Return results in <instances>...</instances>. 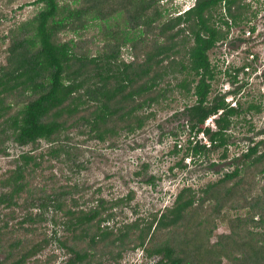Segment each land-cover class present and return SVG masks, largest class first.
<instances>
[{
    "label": "trees",
    "instance_id": "obj_1",
    "mask_svg": "<svg viewBox=\"0 0 264 264\" xmlns=\"http://www.w3.org/2000/svg\"><path fill=\"white\" fill-rule=\"evenodd\" d=\"M164 1L36 0L38 12L15 31L5 64L0 63V136L33 149L1 175L0 206L27 205L41 213H27L15 224V211L0 218V264H50L51 258H36L50 241L70 255L66 264H104L105 254L120 259L126 249L161 256L157 264H264V139L252 141L233 159L234 170L217 182L201 191L185 187L172 207L121 228L108 223L123 199L77 209L76 200L73 205L63 201L76 187H49L38 174L43 155L33 152L40 141L52 145L51 158L68 154L55 144L79 123L100 141L141 130L154 116L142 112L166 97L169 91L162 83L178 71L187 76L176 88L195 98L186 108L190 134L197 137L206 120L223 111L217 130L205 132L209 149L225 148L222 158H227V132L243 109L229 107L225 96L209 101L215 80L209 52L228 40L232 26L247 20L249 6L242 0H196L187 13L173 15L172 1ZM92 22L105 26L99 37L103 45L93 56L82 35ZM69 33L79 40L62 38ZM124 47L130 48L132 61L123 60ZM181 47L185 52L179 60ZM247 67L233 68L227 76L238 82ZM252 110L261 107L250 104L247 111ZM177 146L174 153L180 151ZM209 149L189 139L186 154L199 157ZM176 166L187 167L184 161ZM51 208L53 225H62L67 233L63 238L56 230L49 238L47 228L34 227ZM217 221L227 223L229 233L211 243Z\"/></svg>",
    "mask_w": 264,
    "mask_h": 264
},
{
    "label": "rangeland",
    "instance_id": "obj_2",
    "mask_svg": "<svg viewBox=\"0 0 264 264\" xmlns=\"http://www.w3.org/2000/svg\"><path fill=\"white\" fill-rule=\"evenodd\" d=\"M35 1L0 0L1 64H5L9 55L8 48L17 37L15 31L19 25L32 19L38 12L39 7L35 5ZM67 1L74 4V0ZM242 3L249 6L247 20L232 26L228 40L209 52L215 72L209 101L220 98L229 91H237L235 99L238 108L243 109L241 115L232 118L233 123L227 132L230 139L226 147V159L222 158L225 148H208L209 151L199 157L187 156L188 140H191L192 135L188 129L186 108L194 105L195 98L176 88L187 76L185 72L178 71L170 72L162 83V89L169 91L166 97L142 112L154 113V116L141 130L133 134L121 132L100 141L82 122L64 132L61 141L55 144H60L69 152L57 158L48 155L52 145L40 141L33 152L37 157L43 155L39 160L42 163L38 170L40 179L49 187H76L74 193L63 201L73 205V199L76 200L77 209L88 211L100 204L101 200L106 201L109 206L114 201L123 199V204L113 209L114 217L108 223V227L121 228L138 217L150 219L153 214H161L166 208L172 207L177 195L185 187L201 191L208 184L215 183L226 173L232 172L235 168L233 159L245 153L252 141L264 139V135L260 134L264 131V0H242ZM189 6L184 0H174L168 7L173 15H178L187 11ZM102 26V22H92L82 34L91 56L96 55L103 45L100 41L103 37H100ZM223 29L226 27L223 26ZM62 38L79 40L72 33L62 35ZM189 41L188 45L192 44ZM180 49V54L176 55L179 60L185 52L183 47ZM122 58L125 61L133 60L130 48L122 49ZM245 63L250 65L249 72L241 74L238 83H234L225 71L230 65L240 67ZM250 104L260 105L261 110L247 111ZM215 119L217 117L214 118V123ZM212 124L211 122L210 128ZM176 144L180 150L178 153L173 152ZM32 149V146L23 148L6 136H0V177L15 168L22 153ZM182 161L187 165L184 169L176 166ZM152 177L154 182H150ZM11 211H15L11 224L18 223L27 213H41L37 207L27 205L10 209L0 206V218ZM53 216L55 214L52 208L45 211L44 221L38 222L34 227L47 228L49 238L52 237L53 230H56L57 237L63 238L67 233L62 225H53ZM226 233H229L228 224L217 221L211 243H216L218 236ZM3 258L0 255V261ZM36 258L45 261L51 258L50 264H66L70 255L58 243L50 241ZM160 259L161 256H148L143 249H126L120 259L106 254L103 256L104 264H157Z\"/></svg>",
    "mask_w": 264,
    "mask_h": 264
},
{
    "label": "clouds",
    "instance_id": "obj_3",
    "mask_svg": "<svg viewBox=\"0 0 264 264\" xmlns=\"http://www.w3.org/2000/svg\"><path fill=\"white\" fill-rule=\"evenodd\" d=\"M170 2V1H172V3H173V1L174 0H165L163 3H167V2ZM184 3L186 4V5H190L189 7H188V10L187 11H184V12H180L178 15H180V14H184V13H187L188 11H190L192 8H194L195 7V5H196V0H184ZM224 42H222V44H223ZM221 44V43H220ZM219 46V45H218ZM217 46V47H218ZM216 47V48H217ZM244 64H242L240 67H242ZM233 68H239V67H233L232 65H230L229 67H228V69L225 71L226 72V75H227V72L228 71H230L231 72V70L233 69ZM248 68V67H247ZM249 69V68H248ZM249 72V71H248ZM246 70H245V72H241L240 74H239V76L237 77V79L238 80H240V75L241 74H246V73H248ZM232 74V73H231ZM237 80V81H238ZM234 83H238V82H234ZM238 92L237 91H235V92H232V91H229L228 93H226V94H224V96H225V100H226V102H227V104L229 105V107H231V108H233L234 106H232V102H233V100H236L235 98H236V95H238L237 94ZM228 94V95H227ZM230 99H232V100H230ZM234 108H238V106L237 107H234ZM223 112V111H222ZM221 115V114H220ZM219 115V116H220ZM214 116H217V115H214ZM219 116L217 117V119L219 118ZM212 117V116H211ZM210 117V118H211ZM209 119V118H208ZM207 119V120H208ZM206 120V121H207ZM216 120V119H215ZM206 123V122H205ZM216 123V122H215ZM206 129H211V128H205L204 127V130L203 131H205ZM202 131V132H203ZM211 131H212V129H211ZM213 132H215V131H213ZM206 133V132H205ZM192 136H194V135H192ZM199 136V135H198ZM197 136V137H198ZM206 136H207V134H206ZM196 137V136H195ZM208 138V137H207ZM210 141V140H209Z\"/></svg>",
    "mask_w": 264,
    "mask_h": 264
},
{
    "label": "built area",
    "instance_id": "obj_4",
    "mask_svg": "<svg viewBox=\"0 0 264 264\" xmlns=\"http://www.w3.org/2000/svg\"><path fill=\"white\" fill-rule=\"evenodd\" d=\"M252 58H254L253 55H252ZM246 71L248 72L249 69L246 68ZM230 100H232V99H230ZM232 106L237 107V106H238V102H237L236 100H233V102H232ZM220 114H222V111L219 112V115H220ZM216 117H218V115H217V116H212L211 118H209V119L206 121L205 128H210L209 126H210V124H211V122H212L213 124H212V128H211V129H212V131H216V130H217V129H216V123H214V121H213L214 118H216ZM203 140H204V142H203ZM191 141L193 142V145H195V144H197V143H200V144H202V145H205L207 148H210V147H211V142H210L209 139L206 137V133H205V131L201 132V133L199 134L198 137L192 136V137H191Z\"/></svg>",
    "mask_w": 264,
    "mask_h": 264
},
{
    "label": "flooded vegetation",
    "instance_id": "obj_5",
    "mask_svg": "<svg viewBox=\"0 0 264 264\" xmlns=\"http://www.w3.org/2000/svg\"><path fill=\"white\" fill-rule=\"evenodd\" d=\"M249 10V9H248ZM256 14V13H255Z\"/></svg>",
    "mask_w": 264,
    "mask_h": 264
}]
</instances>
